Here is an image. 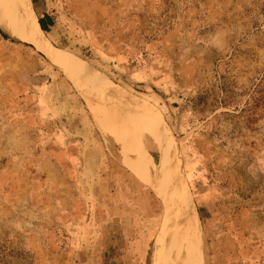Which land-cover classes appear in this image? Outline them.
<instances>
[{
	"label": "rangeland",
	"instance_id": "1",
	"mask_svg": "<svg viewBox=\"0 0 264 264\" xmlns=\"http://www.w3.org/2000/svg\"><path fill=\"white\" fill-rule=\"evenodd\" d=\"M20 1L62 61L0 7V264H162L171 205L139 158L180 176L203 264H264V0Z\"/></svg>",
	"mask_w": 264,
	"mask_h": 264
},
{
	"label": "bare ground",
	"instance_id": "2",
	"mask_svg": "<svg viewBox=\"0 0 264 264\" xmlns=\"http://www.w3.org/2000/svg\"><path fill=\"white\" fill-rule=\"evenodd\" d=\"M28 3L29 2H27V4ZM23 6L20 0H0L1 10L4 11L5 14H7L6 16L9 17L7 19H9L8 20L9 27L11 31L13 32V34L17 37H21L32 43H35L39 47V49L42 51V53L47 58L53 60V62L62 61V57L53 56L50 54L49 52L50 49H48L49 45L45 38V32L42 30L39 21L38 20L36 21V18H35L36 29H33L31 27V23L29 22V18L27 17V15L23 13L24 11ZM30 11L31 10H28L30 17H32ZM63 55L66 60L72 58L70 54L64 53ZM85 95L87 96L88 94L85 93ZM112 98L114 99L117 98L120 102V103L118 102L119 104H122V102L124 104L125 102L126 104L125 107L131 108V111L129 110L130 112H132L134 108L145 109L144 107L138 106V104L134 102L122 99V97H120V94L119 95L113 94ZM88 101H90V99H88ZM95 104L97 105V103ZM119 107L120 106H118V108ZM123 108L124 107L122 106V109ZM110 110L112 109H109V111ZM117 110H116V114H111V115L123 117L125 120L132 118L137 123H146V126H147V121H148L146 117L147 113L143 112L140 114H136L137 115L136 117L135 115H131L132 113L130 114V112L126 109L125 110L128 111L129 113L124 112V110L123 112H121L120 110H119L120 112L119 111L117 112ZM94 111L96 112L97 110L94 109ZM105 111L107 112V110ZM101 112L102 110L99 113ZM102 117H103V114H102ZM155 126L158 128L159 131L162 130L161 129L162 124L159 118L157 119ZM132 147L131 148L133 149V153H136L137 147H134V146ZM166 152L168 155L169 152L168 151ZM136 158H139V157H136ZM130 160H127V164L129 168L134 170L143 179H146L150 181L151 183H153V186L155 187L156 191H158L160 195L167 196L168 200L170 201L171 209L169 208L170 210L168 211V216L164 224V241H165L164 243L165 244L163 247L164 258L162 260V264H203V252H202L203 248H202L200 230L198 226L199 221L197 219L196 214H194V211L192 209V205H191L192 202L190 199V194L188 190L183 186L180 176L177 174V172H175L172 169V165H170V163L166 161L165 162L163 161L161 167L158 169V172H157L150 164H146L140 158L139 160L137 159L139 163L132 162L133 159H130ZM155 172H157L158 174H156ZM180 186H182V189L180 188ZM178 199L179 200L181 199L182 201L181 205L179 206V209H177L178 207H174V205L175 206L178 205V202H179ZM154 231H155V221L153 219H150L149 223L146 224L144 228L143 235H141V238L137 243V249L142 253V255H144V257L148 249V244L152 240Z\"/></svg>",
	"mask_w": 264,
	"mask_h": 264
},
{
	"label": "trees",
	"instance_id": "3",
	"mask_svg": "<svg viewBox=\"0 0 264 264\" xmlns=\"http://www.w3.org/2000/svg\"><path fill=\"white\" fill-rule=\"evenodd\" d=\"M40 25H41V28L42 30L45 32V33H48L50 31V28L51 27H54L55 25V22H54V19L53 17H51L50 15L46 14L44 15L40 20Z\"/></svg>",
	"mask_w": 264,
	"mask_h": 264
}]
</instances>
